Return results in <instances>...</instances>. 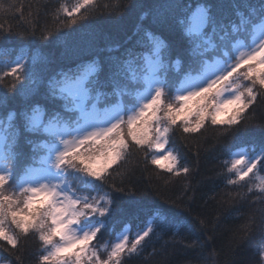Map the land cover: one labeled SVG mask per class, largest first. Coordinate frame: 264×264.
Masks as SVG:
<instances>
[{
	"label": "snow or ice",
	"instance_id": "6c2138e0",
	"mask_svg": "<svg viewBox=\"0 0 264 264\" xmlns=\"http://www.w3.org/2000/svg\"><path fill=\"white\" fill-rule=\"evenodd\" d=\"M24 7L0 3L4 250L15 255L32 239L37 264H129L146 238L179 236L188 227L182 218L152 201L123 199L132 191L126 185L149 164L158 177L169 174L165 183L187 179L193 169L173 137L212 128L233 138L226 187L253 194L219 201L238 213L232 256L220 264H264V247L235 258L255 247L256 229L264 244V122L255 119L264 106V0H75L58 2L43 25L29 5L26 25L13 26L10 17L25 20ZM134 154L142 159L133 163ZM209 225L214 231L215 221L200 219Z\"/></svg>",
	"mask_w": 264,
	"mask_h": 264
},
{
	"label": "trees",
	"instance_id": "16d2710c",
	"mask_svg": "<svg viewBox=\"0 0 264 264\" xmlns=\"http://www.w3.org/2000/svg\"><path fill=\"white\" fill-rule=\"evenodd\" d=\"M9 2L22 3L25 6L24 21H21L19 16H16L15 19L10 17L13 26L23 27L27 22L29 5H32L33 13L39 10L38 23L43 25L51 21V16L48 13L54 10L58 2L67 3L70 6L75 3V0H0V3L5 6ZM102 2L111 3L113 0H102ZM3 19V15L0 14V22H3ZM124 23L127 24V21ZM9 46L15 47L16 44L12 43ZM255 119L257 125L264 122V106H256ZM260 132L261 129L258 126L251 129V133L256 137ZM173 138L176 140L180 154L185 157L184 162H187L193 169L189 177L187 179L183 176L175 177L171 182L165 183L169 174L160 172L158 177L156 173L159 170L154 166L149 164L147 169H144L141 165L135 169L136 174L132 177L131 183L126 185L132 191L127 192L123 199L147 200L155 202L163 208H170L173 213L188 224V227L182 229L177 237H172L169 233L168 236L159 240L146 238L143 254L130 260L129 264H161L162 260H167L168 264H197L201 257H207V264H220L225 256H232L228 245L231 240L230 229L235 225L231 221L237 218L238 213L232 211L237 205L229 203L221 205L219 201L222 199L225 201L239 200L242 195L249 197L253 195L246 188L239 190L238 194L235 189L226 187V182L223 179L224 175H228L223 166V161L228 159L225 152L233 143V138L212 128L204 131L202 135L197 134L195 138L185 139L182 132L175 133ZM243 147L247 151H251L253 145L249 143ZM237 149L239 148H233V151ZM141 159L142 157L138 154H134L132 158L133 163ZM258 175L263 176L264 171L259 172ZM117 183H119V179H117ZM188 186L195 189L194 200H189L193 196L191 191L185 195ZM182 200L190 203L191 207H187L185 203H182ZM230 212L231 216H229ZM201 218H210L215 221V230L213 231L212 225H209L207 230L201 228ZM138 226L139 222L133 223L132 230L136 231ZM259 234V229L253 231L251 240L257 241L255 247L250 249L248 245H245L236 255V259L254 258L253 251L259 250ZM104 238L108 239L107 236ZM197 238L200 243H206V247H193L192 244ZM37 248L36 241L24 239L20 250L13 255L11 251H5L4 247L0 245V264H9V261L11 264H37L35 255Z\"/></svg>",
	"mask_w": 264,
	"mask_h": 264
},
{
	"label": "rangeland",
	"instance_id": "374dc122",
	"mask_svg": "<svg viewBox=\"0 0 264 264\" xmlns=\"http://www.w3.org/2000/svg\"><path fill=\"white\" fill-rule=\"evenodd\" d=\"M239 149H237V150H235V151H238ZM249 154H251V152H249ZM251 175V174H250ZM259 177H264V175L263 176H260V175H258ZM248 178H246V180H247ZM259 181H258V179L256 178V177H253V180H252V183H253V185L255 184V183H258ZM262 247V244H260L259 243V248H261Z\"/></svg>",
	"mask_w": 264,
	"mask_h": 264
}]
</instances>
